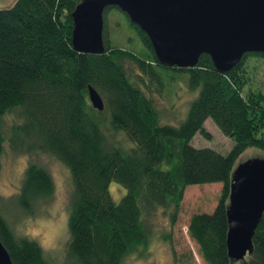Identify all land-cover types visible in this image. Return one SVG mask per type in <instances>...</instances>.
I'll use <instances>...</instances> for the list:
<instances>
[{
  "label": "trees",
  "instance_id": "obj_1",
  "mask_svg": "<svg viewBox=\"0 0 264 264\" xmlns=\"http://www.w3.org/2000/svg\"><path fill=\"white\" fill-rule=\"evenodd\" d=\"M79 2L14 0L0 9V145L7 141L15 153L49 154L71 168L74 241L67 264H118L126 248L146 246L152 237L146 217L157 209L169 211L173 225L186 187L216 183L222 184L216 207L193 215L187 232L206 264H232L226 251L231 175L247 149L264 154V94L247 87L245 61L264 54L244 55L225 74L206 55L191 69L162 67L147 36L124 14L148 51L145 57L112 48L104 35V53H77L70 15ZM159 69L186 74L188 87L198 89L179 126L158 123L149 94L154 85L163 89ZM88 87L102 97V112L90 106ZM5 112H16L25 123L5 129ZM208 119L232 140L226 155L190 145L198 133L210 138ZM105 128L113 135L122 132L132 146L115 147ZM28 165L21 194L14 196L15 207L25 214L53 193L47 169L34 161ZM110 182L126 191L118 203L109 194ZM169 238L164 235L163 241L171 245ZM0 243L12 264H50L35 244L17 239L1 209ZM252 247L241 264H264V213ZM173 258L176 264L175 253Z\"/></svg>",
  "mask_w": 264,
  "mask_h": 264
},
{
  "label": "water",
  "instance_id": "obj_2",
  "mask_svg": "<svg viewBox=\"0 0 264 264\" xmlns=\"http://www.w3.org/2000/svg\"><path fill=\"white\" fill-rule=\"evenodd\" d=\"M116 8L150 41L158 64L191 69L202 55L225 74L246 54H264V0H80L70 17L71 45L81 54L105 51L104 12ZM90 106L104 110L92 87ZM264 213V158L235 165L226 211V251L231 263L252 254V238ZM0 264H12L0 243Z\"/></svg>",
  "mask_w": 264,
  "mask_h": 264
},
{
  "label": "rangeland",
  "instance_id": "obj_3",
  "mask_svg": "<svg viewBox=\"0 0 264 264\" xmlns=\"http://www.w3.org/2000/svg\"><path fill=\"white\" fill-rule=\"evenodd\" d=\"M14 0H0V9L11 5ZM105 26L103 35L110 42L112 48H118L132 52L136 56L143 58L148 52L140 43L135 31L131 29L127 23L126 17L118 10H109L104 16ZM246 74L249 76V85L255 91L264 94V59L257 57H249L245 61ZM162 75L163 89L160 90L156 86H152L149 97L152 98L155 109L157 111L158 123L160 125L179 126L186 118L191 102L196 98L198 89L191 90L188 87V76L178 71L159 69ZM158 90V92H157ZM160 91V92H159ZM16 115V112H13ZM105 119H109L106 115ZM2 125L8 129L7 124L2 119ZM104 125V124H103ZM206 131L209 132L210 138L206 139L196 134L190 145L196 149H211L221 155H226L233 146L232 140L223 136L215 124L210 120H206L204 124ZM7 132V131H6ZM105 134L115 144V147L129 148L132 146L130 141L122 132H115L114 135L109 128H105ZM12 151V150H11ZM14 156L25 155L28 157V163L34 161L43 165L47 171L49 167H55L57 161L52 155L45 153H36L27 155L25 153H15ZM264 158V154L254 148L247 149L238 159V163H242L248 159ZM22 179L20 180L21 183ZM5 185L15 183L12 175L5 174ZM222 184H206L186 187L183 199L180 204L179 214L176 222L170 223V212L157 209L154 214L145 218L147 226L150 228L152 237L159 236L163 241V236L170 234V243L164 242L166 251L170 254L174 264L173 253L177 258L176 264H206L199 254V248L193 240L190 239L187 226L189 219L199 213H211L217 205ZM108 191L112 200L116 203L125 195V189L116 182H110ZM14 196L8 199L0 197V209L14 231V227L25 216L24 212L15 207ZM48 199L47 203L51 202ZM40 203H38L31 214H39ZM50 264L52 261L45 257ZM233 264H241L235 262Z\"/></svg>",
  "mask_w": 264,
  "mask_h": 264
},
{
  "label": "clouds",
  "instance_id": "obj_4",
  "mask_svg": "<svg viewBox=\"0 0 264 264\" xmlns=\"http://www.w3.org/2000/svg\"><path fill=\"white\" fill-rule=\"evenodd\" d=\"M9 128L22 127L23 118H17L12 112L3 114ZM28 157L14 156L8 142L0 145V197L8 199L21 194L20 180L25 178L28 170ZM12 175L15 183L5 185V174ZM48 174L53 184L50 203L41 202L39 214L25 216L14 227L18 240L35 244L42 256L52 261V264H67L68 254L74 236L70 227L71 200L70 194L74 190L72 185V170L63 161L57 160L55 167H49ZM118 264H173L167 253L164 242L159 236L149 239L147 245L140 244L134 248H126L121 254Z\"/></svg>",
  "mask_w": 264,
  "mask_h": 264
}]
</instances>
